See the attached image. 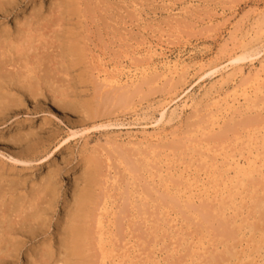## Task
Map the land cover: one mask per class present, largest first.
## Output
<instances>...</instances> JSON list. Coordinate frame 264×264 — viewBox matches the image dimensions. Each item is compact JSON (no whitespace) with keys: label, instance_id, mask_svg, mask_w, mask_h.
<instances>
[{"label":"bare ground","instance_id":"1","mask_svg":"<svg viewBox=\"0 0 264 264\" xmlns=\"http://www.w3.org/2000/svg\"><path fill=\"white\" fill-rule=\"evenodd\" d=\"M23 1L0 0V21L3 22L8 19ZM84 1L59 0L58 3L53 1L54 4H49L48 9H45L43 5L37 8L34 6L27 16L24 15L25 17L21 20L16 19L12 27L6 25L7 22H0V125H3L7 121L6 118H15V116L19 115L20 112L16 109L21 108L23 102H29V99L35 104L34 111L37 110L36 108L40 100L45 101L49 99L52 105L58 107L61 111L64 109L72 111L73 108L78 106L79 113H77L83 121L90 120L93 122L94 120L106 119L114 110L112 107L111 113L108 112L109 109L106 110L111 106V97H115L119 92H123L121 93L123 99L120 102L117 100L116 103H126L129 105L127 101L132 102V97L130 96H133L136 90H138V93L141 86L164 82L171 88L169 92L174 91V98H166V95L164 96L159 110V116L162 119L169 107L175 104L177 100L181 101L184 98H189L188 95L194 87L188 85L187 82L190 71H194L195 74L201 72V75L197 77L198 80H201L211 76L217 70L225 69L228 66L232 67L246 60L258 63V69L234 87L232 94L226 100H223L224 102L215 111L212 110L209 113L206 121L207 125L203 127L202 132L211 133L219 128L227 117L241 111H247V109L250 110V108L256 109L261 103L264 104V101H262L264 97L260 96L264 95L263 23L257 29L258 35L249 37L248 44L250 45L243 47L238 54L230 56L225 64H211L205 71L203 69L205 65L200 64V62L187 65L180 57L169 60L161 52V49L158 50L151 46H148L142 52H134L131 50V46H126L127 50L120 52L119 56L126 62L115 61L112 65L109 63L107 57L98 51L102 46L98 47L95 40L96 37L86 35L90 29L86 30L82 26V23L86 22V13L94 16L95 13L97 14L95 10L98 11L100 6V8H106L104 7L106 2L101 3L103 2L101 1L96 4L98 0H86L88 2L86 4ZM100 8L99 10H101ZM104 15L103 19H101L105 24V21L109 19H107L106 14ZM89 16L91 15L87 17ZM95 25H97V37L99 36V40L102 42L104 38H108L109 36L113 37V39L121 36V34L117 35V32L120 30L112 28L109 25H104L107 31L98 22ZM236 37L237 35L234 31L232 34L230 33L228 40L224 42V47L227 48L230 43L236 40ZM126 42H129V40ZM108 46L112 45L109 44ZM121 47L124 49L123 47L125 46H120L119 49ZM134 56L138 57V59L134 58ZM119 57L117 56L116 58ZM73 72L76 73L75 76H83L84 79L85 76H92L98 82V87H100L101 91L107 90L106 93H103L106 95L103 96V101L100 100L102 101L101 104L95 103L92 106L91 102L88 103L87 101L76 103L78 97L76 99L74 97L76 94L73 91L74 85L69 78L66 80L61 77L59 80V77H56L70 76L73 75ZM88 81L86 82L90 84L91 82L89 83ZM128 89H134V92L130 91V95L128 94ZM95 96L99 97L102 95ZM258 97L261 98V102ZM125 100L126 102H123ZM75 110L73 111L75 112ZM206 115H208V112ZM260 118H256L257 120L250 118V121L245 122L250 123L252 120V124L258 127V125H264L262 116ZM46 122H43L42 126H45ZM22 126H24L23 122L17 123L15 127L19 131ZM42 126H39L37 129H25L27 130L26 132L20 131L11 135L6 141L3 140L2 149L0 148L2 153L7 152L8 160L13 163L21 164L22 166H30L33 163L37 166V163L40 165L42 160L45 162L64 151V143L76 135V133L68 134V132L67 138L60 140L59 134L55 133L56 135H52L50 133L51 135H45L47 133H44L45 131ZM100 127L103 126L101 125ZM250 134L255 139L246 145L245 154L238 152V154L235 153L236 155H230L229 153L226 154V152L222 154L214 152L215 156L212 160L210 157L211 164L208 165L207 162H204L210 176L214 179L210 181V183H214L210 187L206 186L208 183H202V179L197 175H195L194 179L186 173L183 174L177 170L173 171L172 164H174L176 158L173 159L167 151H160L161 153L156 152L155 154V149L157 148L149 149L145 147L143 149L144 143L136 144V151H133L135 154L132 153V156H137L133 157L136 167H134V164L132 166L131 162L132 168L129 165V161H126L128 160V153L125 154L123 152V154L120 150V153L123 154L122 157L113 159L116 160L118 167H120V170L129 182V206L131 212L136 211L137 215H141L139 210L143 211L144 206L147 205L154 208L156 204L163 211V204L174 203L178 205V203L174 202L175 200L183 204L187 203L193 208L195 199L203 197L209 199L212 196L209 192L210 189L214 191L212 194L218 190H220V193L222 192L220 196L225 194L228 202L232 204L235 210L237 207L235 203L239 201L241 205L246 198L247 189L245 190V186L248 179L253 178L254 181H259L254 179V177H257L264 180V156L260 158L257 151H255L256 153L253 152L259 146L264 149V132L261 133L254 129L250 131ZM219 137L221 138V136ZM204 141L207 140L204 139ZM176 143L181 146V143ZM197 144L200 150L210 151L205 149L206 145H203L202 141ZM257 144L259 146L256 148L255 145ZM253 146L256 149L251 151V147L253 148ZM157 147L159 151L160 147ZM167 147L175 149L173 144ZM101 149L104 150L103 148ZM242 149L240 151H243ZM115 150L114 148L112 152ZM2 153L0 157L5 156ZM104 154H99V152L97 153L93 149L92 151H88V153L79 154L78 163L81 165V172L79 175H75L76 177L73 176V183L69 190H62L60 179L62 167L69 166L71 159L61 161L62 167L57 163V166L49 165L50 167H48L47 172L38 178L32 175L20 174L26 172L28 168L17 171L15 168H7L0 160V264H122L123 262L133 264L134 258L132 255L136 253V246L132 242L133 239L129 238L124 246L121 247L119 246L120 239L117 233L118 223L119 226L122 224L118 215L125 211L122 209L121 212V208L125 209L126 205L128 207V202L125 205L121 204L122 207L119 211L117 204L119 201L116 202L117 199L109 194L113 188L119 191L122 190L119 184V177L117 176V174H120V171H117L118 168H116L118 172L116 174L113 170V166H115L113 164L114 160L112 161L110 159L111 156L109 157L108 154ZM160 159H164V161ZM219 164H221L220 167L217 166ZM136 171L139 172L141 177V173L144 176L146 175L149 182L147 186L150 189L145 190V188L136 183L137 179L133 175ZM121 180L123 181V179ZM147 181L144 182L147 183ZM181 181H184L183 188L179 187ZM254 181L253 183H256ZM198 182L200 184H196ZM109 185H111V189H109ZM161 191L162 195L160 194L159 196L158 192ZM123 192L125 193L126 190ZM152 194L154 196L157 195L152 197ZM119 196L121 199L120 193ZM124 198V200H121L123 203L128 199L125 196ZM256 198L255 201H258L262 206V198ZM61 202L63 206L61 212L58 213L57 209ZM207 203L209 202H206V206ZM259 204H256V206ZM211 205L213 206V204ZM138 206L141 209H137L139 208ZM242 206L244 205L242 204ZM250 206H248V208L250 207L249 210L252 208V205ZM209 207L207 208L211 209ZM197 211L195 212L198 213ZM263 213L258 212L262 216L256 217L257 222H259H256V224L254 222H252L253 224L247 223V216L240 218V220H234L231 223V225H235L237 230L240 231V235H243L244 231L249 229L245 245L239 246L241 248L239 252L236 251L235 246L231 247V250H233L231 253L226 245L214 247L200 244L199 247L192 248L193 257L197 260L202 258L203 262L200 264L210 262L224 264L228 259H233V264H264ZM160 214L161 216L163 215L161 211ZM247 214L250 215L251 213ZM201 215H205L202 217L208 216L207 213L202 214V212ZM209 222L207 221L206 223ZM123 227L119 229L123 230ZM226 229H222L223 232L221 233L224 236L233 238L231 236L234 234V230ZM243 236L245 237L246 234ZM188 245L190 247V244ZM146 262H148V259Z\"/></svg>","mask_w":264,"mask_h":264},{"label":"rangeland","instance_id":"2","mask_svg":"<svg viewBox=\"0 0 264 264\" xmlns=\"http://www.w3.org/2000/svg\"><path fill=\"white\" fill-rule=\"evenodd\" d=\"M53 1L58 3L59 0H24L13 14L3 22H7L6 25L12 27L15 20H21L25 17L24 15L27 16V14L31 12L32 7L36 6L37 8L40 5H43L45 9H48L49 4H54ZM104 1L106 2L104 6L106 8H100V6L99 8L101 10H99V8L98 11L95 10L97 14L95 13L94 16L92 14H87L85 11L86 22L82 23V26H84V29L86 30L90 29L89 33L86 35L96 37L95 40L98 47L100 48L102 46L101 49H103H99L98 51L103 53L112 65L115 61L126 62L123 58L119 57L120 52L127 50L126 46H131V50L134 52L145 51L148 46H151L158 50L161 49V52L169 60H173L175 57H180L187 65H193L194 63L200 62V64L205 65L203 68L205 71L211 64H225L230 56L238 54L243 47L250 45L248 44L250 40L249 37H254L256 34L258 35V27H260L262 23L264 24V0H98V2L96 1V4L100 2L104 3ZM84 2L88 4L86 0ZM104 14H106L108 17L107 19H109L108 21H105V24L104 21H102L103 16H105ZM88 15H91L89 16L90 18L87 17ZM96 21L101 24V26L103 25L105 30L106 26L104 25H109L112 28L120 30L117 32V35L121 34L122 39L121 36H118L115 39L109 36V39L104 38L103 42L100 41L99 36L97 37ZM233 31L237 35L236 40L225 48L224 42L228 40L229 34H232ZM92 40H94V38H92ZM127 40H129V42H126ZM109 44L112 46H108ZM120 46L125 47H123L124 49H122V47L119 49ZM117 56L120 59L116 58ZM134 58L138 59L136 56H134ZM258 67V63L255 61L250 62L249 60H246L245 62L238 63L232 67L228 66L225 69L217 70L212 73L211 76L201 80H198L197 78L201 75V72L195 74L194 71H190V76L187 78V82L188 85L194 87L192 92L188 95L189 98H184L181 101L177 100L175 104H172L171 107H169L162 119H160L159 110L164 96L166 95V98H174V91L169 92L171 88L164 82L155 85L139 86L140 91L137 93L138 90H136V93H134L133 96H130L132 99L129 98L132 102L126 99L128 100L127 102L129 105L126 103H121L122 105L118 103L123 99V96L121 95L123 92H119L118 94L121 98H119L120 96L118 94L115 95V97H111L110 100L112 104L110 102L111 106L106 109H109V113L114 109V113L112 112L110 116L106 117V119L94 120L93 122L90 120L83 121L81 117L78 116V106L73 108V110L76 109L75 112L68 109V111L64 109L62 112L61 109L53 106L48 99L45 101L40 100L36 108L37 110L34 111L35 104L29 99V102H23L22 107L16 109L19 110V115L15 116V118H6L7 121H5L3 125H0L1 149L3 140L6 141L11 135L20 131L26 132L29 128L37 129L39 126H42L45 121H47L45 125L46 127L42 126L45 131L44 133H47L45 135L59 134L60 140L67 138V135L70 133H76V135L71 137V139H68L69 142L66 141L64 143V151L45 162L42 160L40 165L37 163V166L33 163L30 166H22L21 164L13 163L8 160V153H2L1 149L0 154L2 153L5 156L0 157V160L10 169L15 168L17 171H20L21 169L28 168L26 172L20 174L32 175L38 178L47 172L48 167L57 166V164L62 167V162L64 160L71 159L69 166L62 167L60 179L62 190H69L73 183V178L81 172V165L78 163L79 154L88 153V151H92L93 149L97 153L99 152V154L105 155L104 153H106L109 157L111 156L110 159L112 161L114 160L113 164L115 165L113 166V170L116 174L118 173L117 171H120V174H117V176L119 177V184L122 187V190L119 191L113 188L109 194L117 199L116 202L119 201V203H117L119 211L122 207L121 204L125 205L128 202V207L126 205L125 209L121 208V212L122 209L125 210L121 213L123 217L120 212V215H118L120 222L122 223V226L120 225L121 227L118 223L119 218L117 219V228L119 229L124 226L123 230L117 229L118 238L120 239L119 246H124L129 238L133 239L132 242L136 246V253L132 255L134 258L133 264H147L148 262L149 264H200L203 262L202 258L197 260L193 257L194 254H192V248H197L200 244L214 247L226 245L231 253L233 252L231 247L235 246L236 251L239 252V250H241L239 246L245 245L249 235V229L244 231L243 235L246 234L244 237L243 235H240V231L237 230L236 226L231 225V223H233L234 220H240V218H245L247 216V223L253 224L252 222H254L256 224L257 218L262 216V214H258V212H264V210H262L264 209V180L257 177H254V179L259 181H254L253 178H250L251 180L248 179V181H250H247L248 183L246 182L245 186V190L247 189L246 198L242 202L245 207L242 206V204L240 205V202L238 201L235 203L237 205L235 210L232 204L228 202L225 194L220 196L222 194V192L220 193V190H218L219 193H217L218 191H215V193L212 194L214 191L210 189L209 192L212 196H210L209 199L205 197L195 199L193 202V208L187 203L183 204L178 200H175L174 202L178 203L179 206L174 203H167V205L161 204L164 206V210L162 211L157 204L156 206L154 205V208L146 205L147 207L144 206L143 211L139 210L141 215H137L136 211L131 212L129 206V182L126 180L120 167H118L116 160L113 158H121L124 153H128V155H130H127L128 160L126 161H129V165L132 162L131 165L134 164V167H136V163L133 162V157L137 156H132V153H134L133 151H136V144L144 143L143 149H145V147L149 149L157 148L155 149V154L156 152L161 153L160 151H167L173 159L176 158L174 164H172L173 171L177 170L183 174L186 173L192 178L197 175L202 179V183H208V185H206L207 187L213 186L212 184L214 183H210V181H213L214 179L210 176L204 162H207L208 165H210L212 162L211 160L215 156L213 154L214 152H216V154L226 152V154L229 153L230 155H236L238 152H243V154H245L246 145L255 139L254 136H251L250 131L256 129L261 133L264 132L263 124H261V126L258 125L257 127L252 124V120L250 123L245 121H250V118L254 120L262 116V122L264 123V104L261 103L256 109L250 108V110L247 109V111H241L240 113H235L234 115L227 117L223 123H221L220 127L211 133H204L202 132V129L207 125L206 121L209 113L212 110L215 111V109L224 102L223 100H226L227 97L232 94V91H234L233 88L241 81L245 80L247 76H250L256 69H258ZM72 74L73 75L66 76L67 78L65 76L56 77H59V80L61 77L66 80L69 78L75 87H73V91L76 93H74V97L75 99L78 97L76 103L87 101L88 103L91 102L90 104H92V106L95 105V103L101 104L104 100H102L103 96L106 95L103 93H106L107 90L101 91L100 87H98V82L94 80L92 76H85L84 79L83 76H75L76 73L74 72ZM87 80L91 83L88 84L86 82ZM127 91L128 94L131 95L130 91L133 93L134 89H128ZM79 92L83 94L80 93L81 95H78ZM94 95L102 96L94 97ZM260 96L264 97V95ZM259 98L260 97H258V99ZM112 99L114 100L112 101ZM117 100H119L117 102L118 104L116 103ZM126 100L123 102H126ZM188 105L191 106L184 107ZM207 112L208 115H206ZM79 119L81 120L79 121ZM260 119L258 120L261 121ZM204 120L205 122H203ZM21 122L24 123V126L17 131L15 126L17 123ZM101 125L103 127H100ZM226 131L228 132L226 133ZM219 136H221V138ZM204 139L207 141H204ZM201 141L203 142V145H206L205 149L210 150L209 152H206L204 149L200 150L199 147H197V143ZM176 142L181 143V146L185 145L181 147ZM241 142L243 143L241 144ZM172 144L175 149H173V147H167ZM156 145L160 147L159 151ZM258 146V144L255 145L256 148ZM255 147H251V151L256 149ZM114 148L116 150L112 152ZM241 149L243 151H240ZM262 149L263 148L259 146L257 150H254L253 152L256 153L255 151H257L259 157L262 158L264 156V149ZM120 150L124 153L121 154ZM199 152L202 154H199ZM160 160L164 161V159ZM217 166L220 167L221 164ZM116 168L119 170L117 169L116 171ZM136 173H133L134 177L137 179L136 183L142 188H145V190L150 189L147 186L149 182L147 181L148 179L146 178V175L144 176L143 173L140 172L142 175L141 177L139 172L136 171ZM121 179H123V181ZM144 181H147V183ZM253 181L256 183H253ZM196 184H200V182ZM183 185L184 181H181L179 187L183 188ZM110 187L111 185H109V189H111ZM124 190H126L125 193L123 192ZM119 193L122 196L121 199L119 198ZM158 194L159 196L160 194L162 195V191L158 192ZM124 196L128 198V201L126 200V202L124 201L123 203L121 200ZM155 196L153 195L152 197ZM256 197L262 198V206L258 201H255L257 199ZM206 202H209L207 203V206ZM211 204H213V206ZM256 204L259 205L256 206ZM250 205H252L251 210H249L251 207ZM62 206L63 203H59L57 209L58 213L61 212ZM208 206H210L211 209H208ZM248 206L250 207L248 208ZM138 207L139 208H136L141 209L140 206ZM196 210H198L197 212L199 214L195 212ZM199 210L201 211L199 212ZM160 211L163 213L162 216ZM205 211L208 218L202 217L205 215H201V212L202 214H206ZM210 213L211 215H209ZM247 213H251L252 215ZM210 216L214 218H211ZM204 218L206 220L208 219L207 221L210 222L206 223L207 221ZM222 229H233L234 234L231 236L233 238L224 236L221 233L223 232ZM188 244H190V247H188ZM147 259L148 262H146ZM212 263L213 262L207 264ZM233 263V259H228L224 264ZM122 264L126 263L123 262Z\"/></svg>","mask_w":264,"mask_h":264}]
</instances>
